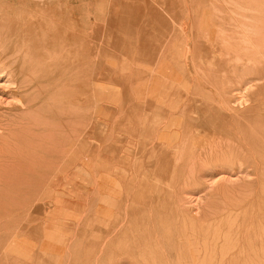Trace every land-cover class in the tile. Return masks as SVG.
I'll use <instances>...</instances> for the list:
<instances>
[{
    "label": "rangeland",
    "instance_id": "obj_1",
    "mask_svg": "<svg viewBox=\"0 0 264 264\" xmlns=\"http://www.w3.org/2000/svg\"><path fill=\"white\" fill-rule=\"evenodd\" d=\"M41 1L24 0L25 3L16 5L11 0H0V36L1 40L7 39L11 31L4 24L5 19L12 22L18 14H38L44 24L47 14L44 10L49 6L57 24L71 22L75 32L82 28L87 32L83 52L77 41L70 47L74 50L70 57L71 61L75 60L74 65L86 54L89 67L85 73L77 67L52 75L46 70L36 73L40 85H74L69 114L74 159L68 172L59 163L51 197L55 203L40 204L54 208L70 194L71 205L67 212L57 216L46 211L31 212L40 194L23 188L27 187L31 174L17 176L15 170L24 164V161L17 163L22 156H27L25 168L31 170L35 165L30 152L46 135L48 112L44 105L36 124L23 120V116L32 113L31 109L21 105L22 92L10 63L0 65V119H5L0 122V148L4 147L5 138L15 147V153L0 167V184H3L0 196L6 194L8 198L7 210L0 211V264H141L140 239L136 233L145 229L148 218L167 220L165 225L174 227L178 216L173 215L177 211L205 220L202 230L208 229L210 237L218 234L219 238L209 241L210 249L215 248V259L210 264H264V143H251L259 149L255 160L198 164L196 183L189 178L185 180L187 170L173 177L162 154L153 153L156 130L172 114H181L184 110L186 117H195L192 100L205 106L209 98L215 104L216 92L222 89L235 106V113L244 115L242 131L246 128L247 116L251 117V124L255 121L257 125L264 124V82L255 81L254 76H249L250 81H235L236 50L217 40L216 30L210 41H203L199 49L204 55L205 71L211 73L212 79H218L210 81L221 85L190 81L194 66L188 58V69L184 67V57L190 53L183 44L186 38L192 37L190 28L199 24L222 28L237 26V23L260 25L264 22V0ZM148 2L155 7L170 6V15L166 14V19H170L166 22L157 19V24L143 27L136 42L127 40L136 38L138 23L142 20L138 18L136 25L126 28L127 21L122 20L123 4ZM138 10L128 12L133 16ZM31 34L47 44L43 49L40 47L42 51L46 47L52 50V43L58 42L54 50L63 51L62 39L53 41L39 32ZM201 34L206 33L200 31ZM232 44L242 46L243 43L233 39ZM66 174H69L68 183ZM109 182L120 187L113 195L115 204L110 223L106 192ZM19 203L23 209L18 207Z\"/></svg>",
    "mask_w": 264,
    "mask_h": 264
},
{
    "label": "bare ground",
    "instance_id": "obj_2",
    "mask_svg": "<svg viewBox=\"0 0 264 264\" xmlns=\"http://www.w3.org/2000/svg\"><path fill=\"white\" fill-rule=\"evenodd\" d=\"M22 1L24 2V0H11L14 4L19 2L22 3ZM41 2L43 3L44 0ZM67 5L69 7H67V11H70L68 1ZM56 6L58 5L56 4ZM63 6L66 7V4L64 3ZM50 7L51 6H49V8L46 7L47 10H44L47 13L45 16V20L47 21L44 20V24L42 23V16L40 17L35 13L27 16L18 14L17 17L12 18V22L9 19H5L4 24L8 25L11 33L8 37L6 35L7 39L5 40H1L0 36V65H7L10 63L13 68V74H16V79L19 83L17 87L22 92L21 97L23 101L21 105H24L26 109H31L32 113L26 117L23 116V120H28V124H36L42 106H46L48 114L46 113L45 119H49L45 124L46 135L43 139L38 141V144L33 148L34 150L30 152L34 157L33 160L35 161V165L31 167L32 171L25 168L27 165V156H22L18 158L17 163L19 164L20 161H24V164L20 165V168L15 171H18L16 173L17 176L31 174L26 184L27 187L23 188L29 191L36 190V192L40 194L38 197V204L30 209L31 212L37 213L39 211H46L48 214H56L57 216V214L65 213L69 210L71 205L70 194L62 203L57 204L54 208H45V206L40 204L42 202L48 203V201H53L51 197L54 193L53 186L56 184L57 172L60 169L59 163H62L64 170L68 172L74 159L71 133L72 124L69 117L72 112V86L74 85H70L67 82V85H40L39 76L36 73L41 74L42 71L45 72L46 70L48 74L51 73L52 75L53 72L55 74V72L59 70L63 71L64 69L73 67H77L82 73H85L86 69L89 67V62L86 61L85 53H83V55L81 54L83 57L82 59L79 58L80 60L75 63L76 65L73 64L75 60L74 62L70 60L71 51H74L71 50L70 47L73 46L75 41H77V43L79 42L78 46L80 50L82 52L84 51L86 47V30L82 28L80 30L77 29L78 32H75L74 23L71 24V22V25L63 21L61 24H57V22L54 21V14H52V8ZM63 16H66V13H64ZM69 16L71 15L68 14V17ZM182 28L184 27L182 26ZM214 30L217 31L215 34L217 40H220L221 43H226V47L236 50L233 59L236 62V67L233 71V78L236 79L235 81L238 83L250 81L251 78L249 76H254L255 81L264 82V22L260 25H240V23H237V26H230L227 28H222V26L218 27L213 24H199L196 28L191 27L190 34L192 37H190L191 39L186 38L183 43L184 47L187 46V52L190 53V56L186 55L184 57V67L188 69L186 67L188 58L191 60L192 67L194 66L193 69L195 73L190 81L196 84H204V82H207L209 85H221V82L219 83L217 81L218 83H213L210 81V79L213 81L218 79H212L211 73L205 71V64L203 63L204 55L201 54L199 49V46L204 45L203 41H210ZM200 31H205L206 34H201L199 36ZM231 31H233L234 34H231ZM38 32L44 36H48V38L53 39V41L62 39L63 51L57 53L53 48V46H59V42L57 45H53L54 43H52V50L46 47V50L42 51L41 48L43 49V46L45 47L47 44L31 34H36ZM74 32L78 37H75ZM233 39L241 41L243 43L242 46L232 44ZM240 64L242 67H240ZM51 78H53V81L54 76ZM156 82H159V79ZM80 87L82 89V86ZM83 88L85 87L83 86ZM216 95L218 96V101L215 104L210 103L208 100L209 98H206L207 102H205V106L202 105L203 103L197 105L195 101L192 100L193 106H195V117H193V115L191 116V114V117H186L185 111L183 110L181 114H172L162 125V128L159 127L156 130L153 153L155 152L156 155L162 154V159L166 160V165H168V168L171 170L173 177L176 178L178 175L181 176V174H184L187 170L185 180L189 178L192 182L196 183L195 168H197L196 166L198 164L205 165L218 162L234 164L239 161H245L246 159L255 160L258 157L259 149L255 147V143H264V129H262L264 124L257 125L256 121L254 124H251V117L247 116L246 128L242 131L241 122L244 115L242 116L241 114L235 113V106L231 104L230 100H227L226 92L223 89L216 92ZM176 96L177 95H175V98ZM42 100L45 101L46 104H43L44 102H42ZM79 103L81 102L79 101ZM169 105H171V103ZM1 120L3 121L5 119H0V122ZM252 142H255L254 146H252ZM2 145L4 147L0 148V167L4 166L7 163L6 160L15 153V147L8 139L5 138ZM124 154L126 155V153ZM45 163L47 164L46 169L44 168ZM64 178L65 182L68 183L69 174H66ZM142 181L143 179L141 182ZM108 185L109 188L106 192L109 195L107 197L109 221L112 219V212L115 204L113 195L115 192H119L120 187L118 183L115 182H109ZM2 189L3 184H0V194L3 193ZM6 189L7 188L4 190L5 193ZM20 189L16 191L17 195ZM15 200L19 201L18 198H15ZM7 201L8 198L6 194L0 196V211L7 210V208H5L7 206ZM20 203L18 207H21ZM116 206L118 205L116 204ZM21 208L23 209V207ZM173 216H178V219L173 222L175 228L165 225L168 222L167 220L148 218L145 222L146 227L142 230L143 232L139 231L136 233L137 238L140 239V246L138 245V247L141 248L139 255L140 263L210 264L213 262L215 259V248L213 247L210 249L209 241H215V239L219 238V236H217L218 234L210 237L208 229H205L206 231L202 230L205 220L199 219L194 215H187L181 211H177V214ZM108 223H110V221ZM226 236L227 235L224 237ZM146 250H148V254H146Z\"/></svg>",
    "mask_w": 264,
    "mask_h": 264
},
{
    "label": "crops",
    "instance_id": "obj_3",
    "mask_svg": "<svg viewBox=\"0 0 264 264\" xmlns=\"http://www.w3.org/2000/svg\"><path fill=\"white\" fill-rule=\"evenodd\" d=\"M150 4L151 3H149V2L148 3H139V4L136 3L135 5H134V3H124L123 4L122 9L125 11L123 12L122 20L127 21V23H126L127 27L126 28H128L129 26L133 27V25H136V21L138 18L142 20L141 22L138 23V24H140V26L142 25V27L139 26L136 38H132V39L129 38L127 40L136 42L137 38L139 36H141V33L144 31L143 27L148 26V28H149L150 26H153L157 22V19L160 21H163V22H166V20L168 18L170 19V17H167V19H166V14L168 15V13H169V15H170V9H171L170 6L164 5L161 8V7H155L153 5V3H152V6ZM132 10H138V13L137 12L135 14L133 13V16H132L131 13L128 12V11H132ZM142 28H143V30H142ZM148 28H146V30H148ZM145 35H147V33Z\"/></svg>",
    "mask_w": 264,
    "mask_h": 264
}]
</instances>
